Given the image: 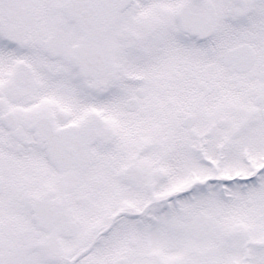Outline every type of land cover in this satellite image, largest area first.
<instances>
[{"label":"flooded vegetation","instance_id":"af4514ba","mask_svg":"<svg viewBox=\"0 0 264 264\" xmlns=\"http://www.w3.org/2000/svg\"><path fill=\"white\" fill-rule=\"evenodd\" d=\"M68 1L0 0V264H161L197 246L210 257L224 227L212 199L251 180L246 204L264 207V0H90L96 19L80 22ZM189 15L207 30L197 35ZM230 26L241 42L211 61ZM238 49L251 58L243 72L229 61ZM228 69L250 77L254 101L227 107ZM190 131L220 156L231 147L236 172L251 140L252 175L196 180ZM201 216L199 238L190 224Z\"/></svg>","mask_w":264,"mask_h":264},{"label":"rangeland","instance_id":"374dc122","mask_svg":"<svg viewBox=\"0 0 264 264\" xmlns=\"http://www.w3.org/2000/svg\"><path fill=\"white\" fill-rule=\"evenodd\" d=\"M219 30V29H218ZM226 40L221 42L220 40H213L212 53L210 55L211 61L219 56L220 48H224V44L227 48L234 47L241 42L240 32L241 29L237 26L227 27ZM225 33V32H224ZM225 36V37H226ZM216 46V49L214 48ZM194 53L196 63L203 64L207 62V51L205 44H194ZM156 48L163 49V46ZM167 47L164 46V49ZM254 82L248 75H240L232 72L230 69L227 71V91H226V105L232 109L241 103H250L254 101L256 96L254 93ZM252 90V91H250ZM218 100L214 97L204 96L197 94L196 103L201 101H215ZM234 107V108H233ZM205 121H200L199 127L204 125ZM198 129L196 131H199ZM196 131L185 132L189 137L190 146H188V156L185 159L186 164H191L195 172L196 180H206L207 177L220 176L226 178L227 176H233L235 174L243 175L248 178L252 175V170L247 169V161L250 160V152L253 147L251 146V140H245L244 146V170L242 172H236L237 160L235 154L231 151V147L227 148V154L224 156L218 155L219 152L214 150L218 147L210 140L211 145L207 146L209 141L203 140L199 135L194 134ZM205 131L204 128L199 132ZM251 132V130H244V133ZM206 158L212 159L216 162L217 170L214 167L208 166ZM262 164V163H261ZM264 180V179H263ZM251 180H245L242 184L241 194L226 196L221 199L220 202H211V212L215 213L219 211L223 214L220 223L224 226L221 230H216L210 238V257H204L202 252L204 246H197L196 253H190V249L180 247L179 250H169L168 256L163 254L161 264H173V261L179 258L180 264H264V207L255 211V205L248 206L246 204L247 198H250L252 191ZM215 184H211V189L214 190ZM219 196V195H217ZM220 197V196H219ZM219 200V199H218ZM167 219V218H166ZM164 242L172 243V230L170 228H164ZM103 257L108 255L107 248ZM171 252V253H170ZM201 252V253H200ZM129 255H132L129 253ZM165 257H169L168 259ZM100 260V259H99ZM166 260V261H165ZM106 262V258L104 259ZM109 262V260H108ZM99 264H106L100 260ZM110 264V263H109ZM141 264H150L149 262H142ZM156 264V263H153Z\"/></svg>","mask_w":264,"mask_h":264},{"label":"water","instance_id":"95a60500","mask_svg":"<svg viewBox=\"0 0 264 264\" xmlns=\"http://www.w3.org/2000/svg\"><path fill=\"white\" fill-rule=\"evenodd\" d=\"M86 2V0H83ZM82 2V0H71V2L69 3L68 5V10H69V13H70V17L73 19V20H80L82 17H81V12L78 11L79 9V4ZM91 15L89 9H87L86 7V10H85V13L84 15ZM195 20L198 21V22H204L206 21V18L204 17H200V16H194ZM85 19V17H84ZM209 22V21H208ZM230 57H231V62L236 66L238 67L239 69L241 70H244V69H247L249 67V63H250V58L249 56L247 55L246 51L244 52L243 50L241 49H238V50H235L233 52L230 53ZM204 222H206V219L204 218H197L196 220H194L190 226V229L199 237L201 236H204L205 235V232H206V225H204ZM202 228V229H201ZM203 230V232L201 230Z\"/></svg>","mask_w":264,"mask_h":264}]
</instances>
